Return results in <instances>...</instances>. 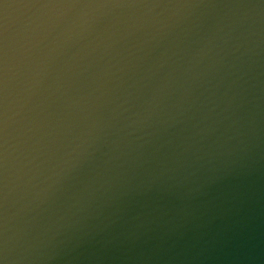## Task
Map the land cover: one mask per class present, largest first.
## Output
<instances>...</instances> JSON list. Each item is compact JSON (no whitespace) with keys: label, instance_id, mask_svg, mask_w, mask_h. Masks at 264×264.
<instances>
[{"label":"water","instance_id":"1","mask_svg":"<svg viewBox=\"0 0 264 264\" xmlns=\"http://www.w3.org/2000/svg\"><path fill=\"white\" fill-rule=\"evenodd\" d=\"M0 264H264V0H0Z\"/></svg>","mask_w":264,"mask_h":264}]
</instances>
